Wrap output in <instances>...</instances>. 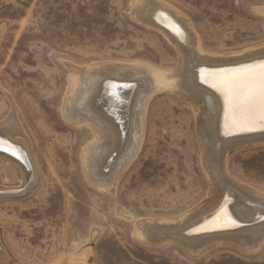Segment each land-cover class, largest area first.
I'll list each match as a JSON object with an SVG mask.
<instances>
[{"label":"rangeland","instance_id":"374dc122","mask_svg":"<svg viewBox=\"0 0 264 264\" xmlns=\"http://www.w3.org/2000/svg\"><path fill=\"white\" fill-rule=\"evenodd\" d=\"M164 1L185 15L209 52L264 44V0ZM131 4L0 0V123L16 113L40 173L28 196L0 198V233L10 254L0 264H264V244L253 251L219 244L194 255L176 241L157 246L135 238L136 218L174 217L208 197L195 116L180 97L153 98L142 152L113 188L98 190L85 179L80 152L91 134L60 114L65 64L121 60L170 68L178 61L171 44L132 17ZM5 165L0 161L3 185L17 186L18 172ZM227 169L264 191V143L233 151Z\"/></svg>","mask_w":264,"mask_h":264},{"label":"bare ground","instance_id":"6f19581e","mask_svg":"<svg viewBox=\"0 0 264 264\" xmlns=\"http://www.w3.org/2000/svg\"><path fill=\"white\" fill-rule=\"evenodd\" d=\"M131 1L132 17L171 44L178 61L170 68L121 60L65 64L69 75L60 114L70 126L85 127L91 134L80 152L85 179L98 190L114 187L142 152L151 101L169 92L186 100L195 116L208 197L174 217L136 218L135 238L157 246L176 241L194 255L226 243L245 251L259 248L264 244V191L233 176L227 162L236 149L263 144L264 130L240 129L244 116L226 105L221 81L244 64L264 61V44L212 53L201 46L188 19L173 5L164 0ZM0 161L20 178L17 186H6L0 172V198L24 197L36 189L40 173L31 140L13 110L0 123ZM7 257L0 233V260Z\"/></svg>","mask_w":264,"mask_h":264},{"label":"snow or ice","instance_id":"6c2138e0","mask_svg":"<svg viewBox=\"0 0 264 264\" xmlns=\"http://www.w3.org/2000/svg\"><path fill=\"white\" fill-rule=\"evenodd\" d=\"M221 90L233 113L244 116L243 121L238 122L242 131L264 130V61L244 64L231 74L225 73ZM233 223L228 221V224Z\"/></svg>","mask_w":264,"mask_h":264}]
</instances>
